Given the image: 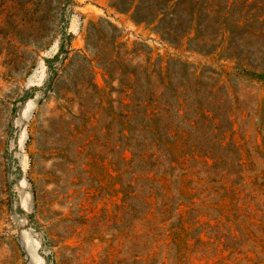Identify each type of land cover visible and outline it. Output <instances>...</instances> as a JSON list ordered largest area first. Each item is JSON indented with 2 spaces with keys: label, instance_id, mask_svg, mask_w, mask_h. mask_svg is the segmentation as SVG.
<instances>
[{
  "label": "rangeland",
  "instance_id": "1",
  "mask_svg": "<svg viewBox=\"0 0 264 264\" xmlns=\"http://www.w3.org/2000/svg\"><path fill=\"white\" fill-rule=\"evenodd\" d=\"M114 2L0 0V264H264V0Z\"/></svg>",
  "mask_w": 264,
  "mask_h": 264
},
{
  "label": "trees",
  "instance_id": "2",
  "mask_svg": "<svg viewBox=\"0 0 264 264\" xmlns=\"http://www.w3.org/2000/svg\"><path fill=\"white\" fill-rule=\"evenodd\" d=\"M203 2L204 0H115L114 7H116V9L120 12H131V19L134 23H156V25L161 28L165 27L161 29L160 32L167 35V41L177 40L179 37H183L185 34L195 29L196 36L194 40L196 41L197 47L199 45V47H210L212 49H215L216 45L213 44L210 36L200 37L198 31L200 4H202ZM176 11H190V13L188 14V18L186 19V24L182 23L180 21V18L176 16ZM164 20H168L171 24L169 26H163ZM101 24H105L113 33V35L111 36V45L113 46L114 40L117 37V28L111 23L106 21L90 23L89 29L91 28L99 32L97 28H100ZM87 39H90L89 34ZM72 51L73 50L64 51L62 48L60 49V53L65 52L66 56H68ZM197 51L205 52L204 50ZM74 56L85 58L84 55H80L79 51H74L73 57ZM57 60L58 54H56L53 59L46 61V63L56 62ZM93 88L95 90L96 86H93Z\"/></svg>",
  "mask_w": 264,
  "mask_h": 264
}]
</instances>
